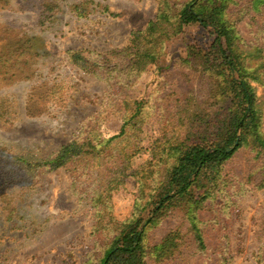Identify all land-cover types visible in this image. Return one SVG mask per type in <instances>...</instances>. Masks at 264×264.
Segmentation results:
<instances>
[{"label":"rangeland","instance_id":"obj_1","mask_svg":"<svg viewBox=\"0 0 264 264\" xmlns=\"http://www.w3.org/2000/svg\"><path fill=\"white\" fill-rule=\"evenodd\" d=\"M188 1L0 0V264H100L184 151L214 138L227 111L203 65L212 32L184 26L154 63L137 57L151 40L136 33L164 10L171 33ZM225 19L264 135V0H228ZM215 177L196 214L205 248L174 200L146 227L145 264H264V153L242 148Z\"/></svg>","mask_w":264,"mask_h":264},{"label":"trees","instance_id":"obj_2","mask_svg":"<svg viewBox=\"0 0 264 264\" xmlns=\"http://www.w3.org/2000/svg\"><path fill=\"white\" fill-rule=\"evenodd\" d=\"M227 4L228 0H190L176 17V29L171 33L164 29H171L170 20L173 17L164 10L146 30L135 35V41L146 38L151 40L147 42L148 47L139 49L137 55L144 66L146 60L147 64L154 63L161 44L175 36L184 26L198 25L212 32L215 39L211 51H208L210 56H203L206 60L203 65L207 66L210 76L217 75L225 86V89H220L219 96L222 103L226 104L227 114L219 121L218 131L213 139L205 138L192 143L178 158L177 165L170 172L168 185L152 204L148 219L145 221L144 218H136L125 225L105 252L100 264H145L146 227L174 200L186 199L185 201L191 204L189 219L194 236L200 248L204 249L205 244L196 214L201 203L211 196L209 186L217 180L215 175L242 148L251 147L259 154L264 153V135L261 131L256 90L250 83L251 75L248 70L242 67L240 59L233 54L239 38L235 29L225 19ZM122 135L123 133L120 136ZM50 164L57 166L61 163L57 160Z\"/></svg>","mask_w":264,"mask_h":264}]
</instances>
